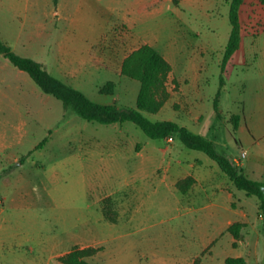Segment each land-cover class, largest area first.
I'll list each match as a JSON object with an SVG mask.
<instances>
[{
  "label": "crops",
  "instance_id": "1",
  "mask_svg": "<svg viewBox=\"0 0 264 264\" xmlns=\"http://www.w3.org/2000/svg\"><path fill=\"white\" fill-rule=\"evenodd\" d=\"M186 1L188 6L195 7L191 0H179L178 4L172 0H0V11L5 14L0 18V39L10 44L7 39L10 34L5 26L8 23L13 31L10 46L13 52L38 61L50 75L81 92L85 84L93 82L97 76L127 77L121 73L123 60L147 44L156 48L171 65L168 78L175 77L182 99L186 100L200 85L197 74L189 81L186 76L178 77L174 68L176 56L182 51L180 11ZM5 66V62H0V84L6 82ZM107 83L112 86L100 90ZM116 85L114 80H108L98 85V91L111 94ZM117 99L97 103L111 104L118 110L132 108L118 106ZM166 102L151 113L155 116L150 120H171L201 134L199 111L185 108L186 104H180L178 110L171 109ZM88 122L90 126L76 128L79 135L84 137L86 134L82 131L86 129L101 139L87 145L83 141V154L67 159H76L83 170L90 169V176H93L90 181V176L88 180L83 171L80 206L62 188L51 187L48 183L44 194H29L18 189L8 200L0 196V264L1 260H33L34 264H43L40 262L45 260L44 264H48L53 259L57 264H65L58 258L74 247L97 249L90 257H97L106 250L109 260L86 258L91 264L96 261L101 264H196L205 250L203 257L206 258L197 264H211L207 260H221L225 264L227 256L243 257L247 264L244 254L238 252L239 248L231 250L242 241L241 235L234 239L227 228L238 221L243 224L242 229L250 214L239 200L234 206L232 198L237 187L213 159L209 160L208 155L205 160L175 157L170 150L171 144L164 145L165 141L172 143L174 137L168 141L147 136L146 140L136 142L132 139L135 128L131 121ZM134 143L140 145L138 150ZM251 144L262 149L263 156L257 163L264 165V145L253 136ZM233 145L236 148L234 140ZM241 153L228 157L239 163L248 176L240 161ZM115 164H129L130 175L125 183L135 187L137 193L126 199L124 223L108 220L102 211L101 197L90 195L91 191L97 190V184L111 183L100 177L104 174L110 179V170ZM102 168L108 171L102 173ZM187 176L193 181L182 192L176 183ZM260 181H264V174ZM158 194L166 196L169 202L155 204ZM182 214L193 217L190 236H184L180 228L158 226V223ZM150 216L162 217L151 221ZM258 217L262 221L259 212ZM54 225L60 226L65 235L45 233L51 232ZM260 227L263 229V221Z\"/></svg>",
  "mask_w": 264,
  "mask_h": 264
},
{
  "label": "rangeland",
  "instance_id": "2",
  "mask_svg": "<svg viewBox=\"0 0 264 264\" xmlns=\"http://www.w3.org/2000/svg\"><path fill=\"white\" fill-rule=\"evenodd\" d=\"M191 3L196 4L194 8L188 6L189 3L186 1L180 11L182 51L176 56L174 68L178 77L186 76L189 81L197 74L200 85L198 90L191 92V98L183 100L175 77L168 78L166 88L169 95L166 104H170V108L176 110L180 109V104H186L185 108L194 112L199 111L201 113L199 133L214 141L216 150L223 155L234 157L235 154L238 156L237 152L245 150L247 155L245 157L241 155L240 159L245 173L251 178L261 180L264 165L258 164L257 160L263 153L262 149L251 144V137L253 136L260 145H264V3L260 0H243L238 13L242 44L223 66L221 64L223 51L231 28L228 1L191 0ZM1 12L0 18L5 15ZM5 26L10 34L7 37L10 42L7 45L10 47L13 43V31L8 27V23ZM2 61L6 64L3 71L6 82L0 84V196L8 200L18 189L29 194L33 192L44 194L45 186L50 184L51 187L62 188L63 192L74 198L76 205L80 206L79 200L83 194L80 178L85 171L89 180L91 170L87 168L83 170L74 158L69 161L67 159L83 154V141L87 145L98 143L97 139L101 138L93 136L86 129L82 131L86 135L80 136L76 128L90 126V122L83 119L72 106H65L60 99L44 93L28 73L0 55V62ZM108 80L116 82L115 92L111 94L99 92L98 85ZM138 88L137 80L128 77L118 78L109 74L95 77L93 82L85 84L82 92L94 102H113V99L118 97L115 102L118 106L127 105L135 108ZM214 104L220 110L218 114L215 112ZM143 114L149 119L155 116L146 111ZM132 124L135 128L132 139L136 142L146 140L148 137L145 133L135 123ZM230 136L236 141V148ZM174 138L172 143L165 141L164 145L171 144L170 150L175 157L182 159L193 157L201 160L208 157L202 151L186 147L179 137ZM135 144V150H138L140 145ZM122 154L129 156L127 152ZM128 161L130 165L136 162L135 158L132 163ZM129 164L127 166L115 164L113 170H110V179L104 174L100 177L111 183L97 184L95 193L92 191L90 193L91 196L94 194L100 196L102 205L103 198L109 197L112 211L116 214L117 221L121 223L125 221L126 199L137 194L135 187L125 183L126 177L130 175ZM107 171L101 169L102 173ZM90 178L92 179L90 181H93L92 175ZM57 179H62V182ZM55 182H61V186ZM233 194L234 206L239 204V200L250 215L240 230L242 241L237 247H231V250L239 248L238 252L244 254L247 264H264V230L260 227L262 221L258 220V199L254 195H246L244 190L237 188ZM162 201L169 202L163 194L155 195V204H163ZM166 215L168 213H165ZM161 217L150 216L149 219L156 221ZM192 218L191 214L177 215L158 223V226L180 228L182 234L187 237L193 231ZM204 222L205 219L203 224ZM45 233L48 235L51 233L52 236L65 235L61 227L55 225L51 232ZM222 240H225V237ZM206 252L207 250L203 255ZM106 254L105 250L97 257L87 258L109 260ZM203 255L196 264L206 258ZM1 262L34 264L33 260ZM44 262L45 260L40 263ZM207 262L224 264L221 260ZM48 264L57 263L53 259ZM92 264L101 262L96 261Z\"/></svg>",
  "mask_w": 264,
  "mask_h": 264
},
{
  "label": "trees",
  "instance_id": "3",
  "mask_svg": "<svg viewBox=\"0 0 264 264\" xmlns=\"http://www.w3.org/2000/svg\"><path fill=\"white\" fill-rule=\"evenodd\" d=\"M228 1V18L230 32L223 51L222 66L230 59L232 54L240 47L241 30L239 23V7L243 0ZM264 3V0H260ZM178 4L179 0H172ZM0 53L3 54L14 66L25 71L40 87L44 93L60 99L65 106H72L74 110L87 121L108 124L112 122L131 121L135 123L146 136L152 139L177 136L188 148L202 151L213 159L234 185L244 190L246 195H254L258 199L259 213L262 215L264 229V181L252 179L244 174L239 163L216 150L215 144L201 134L194 133L184 126L171 120L152 121L143 114V111L154 113L160 109L168 98L166 81L171 70V65L163 55L154 47L144 44L132 51L122 62L121 73L139 82V89L135 100V108L118 110L114 105L102 104L90 100L83 92L67 85L61 80L50 75L36 60L16 54L0 39ZM112 83H107L100 90L105 91ZM215 112H220L214 104ZM193 178L187 176L177 181L176 186L185 192ZM102 211L110 221H116V214L112 211L109 197L103 198ZM242 223L235 221L227 228L234 239L240 237ZM235 244V242H234ZM95 248L74 247L58 259L65 264H91L86 258L96 252ZM225 264H246L243 257L227 256Z\"/></svg>",
  "mask_w": 264,
  "mask_h": 264
},
{
  "label": "built area",
  "instance_id": "4",
  "mask_svg": "<svg viewBox=\"0 0 264 264\" xmlns=\"http://www.w3.org/2000/svg\"><path fill=\"white\" fill-rule=\"evenodd\" d=\"M168 141H172V136H168L167 138H166ZM241 155L242 156H245V151H242V153H241Z\"/></svg>",
  "mask_w": 264,
  "mask_h": 264
}]
</instances>
